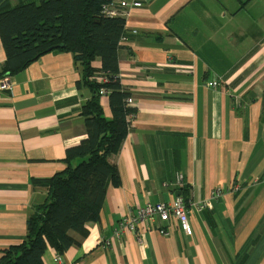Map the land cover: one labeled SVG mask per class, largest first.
Segmentation results:
<instances>
[{"label":"crops","instance_id":"1","mask_svg":"<svg viewBox=\"0 0 264 264\" xmlns=\"http://www.w3.org/2000/svg\"><path fill=\"white\" fill-rule=\"evenodd\" d=\"M136 1L118 51L120 84L136 110L109 158L120 186L108 185L88 236L68 233L76 245L62 262L264 264V183L255 182L264 176V0ZM4 60L0 42V67ZM214 79L219 86L209 88ZM79 80L71 54L58 51L0 91V258L45 200L33 181L63 171L66 151L87 138L80 109L91 92ZM100 104L109 118L108 97ZM184 187L190 235L151 231L145 247L129 232L114 237L124 217L183 198ZM54 256L47 249L43 263L57 264Z\"/></svg>","mask_w":264,"mask_h":264},{"label":"trees","instance_id":"2","mask_svg":"<svg viewBox=\"0 0 264 264\" xmlns=\"http://www.w3.org/2000/svg\"><path fill=\"white\" fill-rule=\"evenodd\" d=\"M106 0H38L12 5L0 0V42L5 60L0 78L24 71L51 52L71 54L80 74L77 87H86L90 98L80 109L87 138L66 151L65 169L49 179L34 180L47 192L42 204L26 220L25 237L2 251L0 264H44L47 249L60 258L76 242L68 235L88 236V225L98 222L109 184L120 186L117 168L109 162L125 140L136 110L126 106L130 92L120 84L118 51L126 36L125 20L104 17ZM100 67H93L94 61ZM97 76L107 81L99 83ZM107 91L111 116L105 117L100 99ZM186 188L182 196L187 205ZM62 261V259H61Z\"/></svg>","mask_w":264,"mask_h":264},{"label":"built area","instance_id":"3","mask_svg":"<svg viewBox=\"0 0 264 264\" xmlns=\"http://www.w3.org/2000/svg\"><path fill=\"white\" fill-rule=\"evenodd\" d=\"M138 7H141V3L136 0H106V3L102 6L101 13L104 17H120L125 20L128 10ZM126 39V36L122 37L120 43L125 42ZM96 81L104 83L107 80L102 76H97ZM207 86L209 88H217L219 83L214 79L208 82ZM11 88L12 81L9 76L0 78V91H10ZM106 93L107 91L104 89L100 92L102 96H106ZM125 102L127 107H132L134 104L131 97L127 98ZM133 118V115H128V122L132 121ZM181 182V175L178 174L176 176V183L180 184ZM255 182L264 183V176L261 179L255 180ZM205 205L202 203L196 206V208L201 210ZM124 219L115 228L114 237H120L124 232H129L136 237V241L141 247H145V237L151 231H155L162 236H168L171 232L170 228L177 226L184 234L190 235L191 233L186 204L183 198L179 196L167 203L145 204L138 210L136 215L124 217ZM54 261L57 264H66L61 261L59 255L54 256Z\"/></svg>","mask_w":264,"mask_h":264}]
</instances>
